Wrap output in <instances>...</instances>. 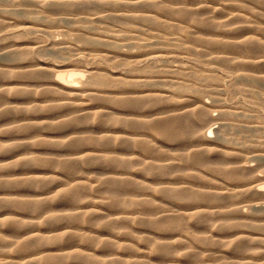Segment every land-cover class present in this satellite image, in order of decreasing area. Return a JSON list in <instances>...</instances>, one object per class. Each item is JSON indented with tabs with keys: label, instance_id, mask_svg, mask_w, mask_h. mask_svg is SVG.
<instances>
[{
	"label": "bare ground",
	"instance_id": "bare-ground-1",
	"mask_svg": "<svg viewBox=\"0 0 264 264\" xmlns=\"http://www.w3.org/2000/svg\"><path fill=\"white\" fill-rule=\"evenodd\" d=\"M39 1L42 2L0 0V18H3L0 19V41H4L0 49L4 50L8 58V62H0V108H5L0 111V117L13 116L17 119L21 116L20 119L26 122L24 128L34 133L33 137H39L42 135L41 131L55 127L32 123V119L41 118L32 116L37 112H47L55 118H66L67 123L62 124V127H76L73 132L66 131L62 137L72 133H98L99 135L88 139L103 147H108L110 140H113L118 157H106L98 162L119 168L120 172L106 183L126 188L137 198L152 196L145 193L148 190L164 198V207L156 203L154 196L147 199L145 204L153 219L137 220L136 223L161 229L166 233L164 239L167 242L159 244L155 239L153 244L154 250L167 257L168 261L177 262L175 257L181 247L185 246V242L176 241L177 248L173 241L179 233L186 231L198 235L196 240L202 246L228 248L230 255L222 250H218V254H212L203 248L189 258L185 257L182 261L185 264H220L224 259H228L227 264H264V177L256 173L253 164L249 163L252 160L246 158V151L256 146L243 143V147H232L237 144L238 139L234 135L238 129L261 131L258 126L250 125L254 117L234 111L218 97L214 105H209L200 97L199 91H194L191 95V86L186 82H192L195 75L185 73L182 66H170L169 69L160 71L149 66L150 63L140 65L154 59L166 61L170 54H176L177 46H182L181 38L198 31L204 35L200 40L209 43L212 50L219 49L220 60L226 61L228 54L235 53L234 58H242L255 67H262L264 43L257 39L261 23L256 16L257 12L245 11L242 5L232 15L231 12L227 13L228 9L217 10L200 4L191 8L170 9L163 7L160 0H48L47 5L37 6ZM25 6H34L32 19L36 21H42L51 13L63 14L66 18L78 21L80 24L74 30L75 34L81 40L95 41L101 46L97 51L86 48L85 53L90 55L100 52L105 57L104 60L111 63L110 60H114L113 64L116 60L118 66L126 65L125 71L112 70L111 67L89 68L88 65L85 67L86 76L82 71L62 73L63 70H56V64L32 61L28 48L17 41V35L11 31L5 32L15 26L17 17L26 16ZM214 10L220 14L226 12L230 15V20L217 24L211 19L215 16L202 18L201 14H205V11ZM114 20L122 23V26L114 30L113 25L112 31H105L108 29L106 25ZM97 21L103 22H98L103 25L106 23V28L97 27ZM234 23L239 25L228 28ZM26 27L28 30L34 29V25ZM45 27L51 28L50 25ZM233 31L238 35H227ZM169 35L177 38H170ZM206 36L209 38H205ZM121 43L137 51L123 52ZM51 44L61 54L77 49L72 48L74 44L63 40L52 41ZM184 49L185 52H198L194 46ZM205 49L211 51L208 47ZM25 78L28 80H24ZM238 79L251 82L257 87L264 85V76L241 74ZM168 82L171 87L167 86ZM201 83L203 91L219 95L222 85L215 78L207 76ZM213 107L219 109L218 117L210 114ZM239 116L243 118L238 119ZM89 119L101 126L99 131L87 124ZM217 121L222 125V137L212 139L215 130L213 123ZM110 123L115 125L114 130L107 128ZM36 144L75 149L79 141L76 138H71L68 142L39 139ZM19 146L0 144V151H11ZM259 146L264 148V141ZM257 152L264 155V150ZM139 160L146 164L139 172L148 177L141 182L132 179L130 172L137 167ZM75 163L77 160L72 158L33 161V164L61 167L67 171L74 170ZM31 164L24 161L20 166L24 169ZM5 182L3 184L6 187L29 186L37 192L44 186V183L34 179ZM0 186H3L2 183ZM44 194L47 193L32 194L33 199L28 200V203L0 201V209L14 207L30 212L40 208L47 209L44 203L39 202ZM111 195L113 207L120 210L132 207L133 203L122 198V194L114 191ZM70 218L74 219V216ZM129 219L123 216L108 222L97 218L90 221L93 225H108L117 229V222L123 223ZM135 219L137 218L133 217L131 221ZM57 220L53 216L47 221V225ZM185 220H191L192 225L186 224ZM13 225L24 227L27 223L18 220ZM35 239L37 237L33 240ZM16 241H12V244L16 245ZM42 243L38 239L29 245H16V252L19 254L26 250L33 252V258L29 257V261L22 264L35 263L34 260L40 254L35 250ZM67 259L80 263L89 260V257L69 253L53 260L61 263ZM189 259L192 262L188 263ZM90 260L98 264H127L113 258Z\"/></svg>",
	"mask_w": 264,
	"mask_h": 264
},
{
	"label": "rangeland",
	"instance_id": "rangeland-1",
	"mask_svg": "<svg viewBox=\"0 0 264 264\" xmlns=\"http://www.w3.org/2000/svg\"><path fill=\"white\" fill-rule=\"evenodd\" d=\"M41 1L37 2V6H41V4L45 6L48 3V0ZM159 3L163 7L170 9L191 8L200 4L217 10L228 9L227 13L231 12L230 15L236 13L237 9L239 10L240 5H242L245 11L257 12L256 16L261 21L257 39L264 43V0H160ZM34 9V6H25L26 16L17 17L15 26L5 30V32H13L17 35V41L25 44L31 54L32 61L41 60L49 65L56 64V70L58 72L63 70L62 73L82 71L86 76L85 67L88 65L89 68L100 67L104 69L111 67L112 70L125 71L126 65L118 66L116 60L114 64V60H110L112 63L107 59L104 60L103 58L105 57H103L102 53L101 56L100 52L91 53L92 55H89L88 52L85 53L87 51L86 48H94L96 50L101 48V46L95 41L87 42L81 40L75 34L74 30L80 24L78 21L66 18L63 14L53 13L48 14L47 18H43L42 21H36L32 19ZM214 11H205L204 15L201 14L202 18L215 16V18L211 19L217 24L230 20V15H227L226 12L220 14ZM114 21H112L114 23H109L110 29L106 23L104 25L99 24L103 23L101 21L95 23L96 25L98 24L97 27H108L105 31L109 32L113 25L115 27L114 30L122 26V23ZM30 25H34L33 30L27 29L26 26ZM42 25H50L51 28H46ZM238 25L234 23L228 28L232 29ZM114 27H112V30ZM168 33L172 34L171 31H168ZM236 34L235 31L227 33L228 36H235ZM173 36L176 37L175 35H169L170 38ZM203 36L202 32L194 31L192 35L180 39L182 46H177L176 54H170L166 61L154 59L143 62L140 65L145 66L146 63H150L151 65L149 64V66H154L160 71L167 70L170 66H182L185 69V73H193L196 77L192 78V82H190L191 80L185 81L191 86L189 92L191 95L194 91H199L200 97L209 105H214L218 97L225 106L231 107L234 111L252 115L254 121L250 125L258 126L261 131H252L249 128L238 129L234 135L238 139L236 141L237 144H233L232 147H243V143L255 145L256 147L246 151V158L249 161L252 160L249 163L253 164L256 173L264 177V155L257 152V150H264V148L259 146V143L264 141V85L257 87L251 82L238 79L241 74L264 76V66L255 67V65L247 63L242 58H234L235 53L228 54L227 60L222 61L218 58L221 57L218 54L220 52L219 49L212 50V46L209 43L200 40ZM205 38H209V36ZM62 40L72 43L71 45L74 44L72 48L76 47L77 49L74 48V50L62 54L58 53L53 49L51 42H62ZM3 42L0 41V48L4 45ZM187 46L196 47L198 52H185L184 48ZM205 47H208L211 51L206 50ZM120 48L123 52L137 51V49L131 48L125 43H121ZM66 53L67 55H64ZM261 55H264V53H261ZM0 62H8V58L2 49H0ZM207 76L215 78L222 85L218 96L210 91H203L201 81ZM24 80L28 79L25 78ZM170 85L171 83L168 82L167 86L169 87ZM251 90L258 93H254ZM4 109L0 108V111ZM210 114L218 117L220 111L217 107H213ZM37 116L41 118L39 120L32 119V123L34 122L39 126H42L43 123L49 124L55 128L41 131V136L33 137L34 133L24 128L26 122L20 119L21 116L17 119L13 116L0 117V144L7 146L8 144L20 145L11 151H0V183L3 185L0 186V201L5 203H28V200L33 199L32 194L47 193L39 200L40 203H44L47 209L40 208L34 212L14 207L0 209V264H22L29 261V257L33 258L31 256L33 254L32 250H26L19 254L16 252V245L20 243L29 245L38 239L43 243L39 249L35 250L40 252V254L33 264H98L90 260L94 258H113L127 264H185L182 262L185 257L189 258L190 255L203 248L208 249L212 254H218L217 251L222 250L226 255H230L228 248L202 246L196 240L198 235H192L186 231L179 233L173 241L177 248L178 244L176 241L185 242L183 244L185 246L181 247L182 249L175 257L177 262H170L167 257L159 255L154 250L153 241L157 239V243L164 244L167 242L164 239L166 233L161 229L141 226L136 221H151L153 219L148 205L145 204L147 199L154 196L156 203L164 207V198L149 190L145 191V193L152 196L137 198L130 194V191L126 188L106 183L109 179L118 176L116 173L120 172L119 168L108 167L102 162H98L106 157H118L117 148L113 140H110L111 143L108 147H103L88 139L93 135H99L98 133H72L69 136L62 137L64 133L66 134V131L73 132L76 127H62V124L67 123V119L52 117L51 113L42 112L40 114V112H37L32 117ZM242 118V116L238 117V119ZM87 122L88 125L94 126L93 130H100L99 127L101 126L91 119L87 120ZM213 125L215 130L212 134V139L222 137V132H220L222 129L221 122H214ZM114 126L110 123L107 128L114 130ZM71 138H76L79 141V145L75 149L36 144L39 139L68 142ZM68 158L77 160L74 170L67 171L61 167L33 164V161L39 159H42V161H60ZM24 161L32 164L23 169L20 165ZM138 162L137 167L131 169L130 172L133 175L132 179L141 182L148 177L139 172L141 168L146 166L145 162L142 160ZM21 179H34L36 182L44 183L43 189H39L37 192L29 186L16 187L12 185L6 187L3 184V182L6 183L5 181L14 183V181ZM114 191L122 194V198L133 203L132 207L128 210H120L113 207L111 192ZM78 193H81V195H77ZM261 204L258 203V205ZM128 212L133 213L127 214ZM53 216L57 217L58 220L51 225H47V221ZM71 216H74V219H71ZM123 216L130 219L123 223L117 222L119 225L117 229H112L108 225L106 227L93 225L90 221L97 218L100 221L108 222ZM133 217L137 219L131 221ZM18 220L25 221L27 225L15 227L13 222ZM185 223L192 225L191 220H185ZM19 236L20 238H18ZM36 237L37 239L33 240ZM15 238L20 242L18 243ZM49 239L52 241L48 242ZM14 240L17 243H15L16 245L12 244ZM69 253H77L89 257V260L80 263L72 262L68 259L61 263L53 260L58 257H64ZM226 260L228 259H224L219 263L227 264L228 261ZM189 262L192 261L189 259ZM191 264L194 263L192 262Z\"/></svg>",
	"mask_w": 264,
	"mask_h": 264
}]
</instances>
